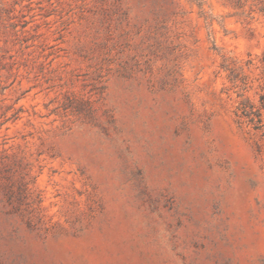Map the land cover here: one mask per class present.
<instances>
[{
  "label": "rangeland",
  "instance_id": "rangeland-1",
  "mask_svg": "<svg viewBox=\"0 0 264 264\" xmlns=\"http://www.w3.org/2000/svg\"><path fill=\"white\" fill-rule=\"evenodd\" d=\"M0 264H264V0H0Z\"/></svg>",
  "mask_w": 264,
  "mask_h": 264
}]
</instances>
